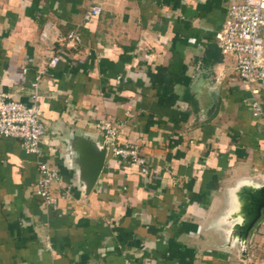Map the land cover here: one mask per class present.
Wrapping results in <instances>:
<instances>
[{"label": "crops", "instance_id": "0c3cea01", "mask_svg": "<svg viewBox=\"0 0 264 264\" xmlns=\"http://www.w3.org/2000/svg\"><path fill=\"white\" fill-rule=\"evenodd\" d=\"M240 1L95 0L85 20L90 0H0V90L29 104L40 76L44 124L40 154L0 136V264H264V209L246 255L231 238L233 190L264 184V84L254 114L217 40ZM71 30L78 42L55 40ZM102 118L148 173L107 148L86 193L80 155L106 142ZM39 159L59 173L53 205L35 194Z\"/></svg>", "mask_w": 264, "mask_h": 264}, {"label": "built area", "instance_id": "2783aa9c", "mask_svg": "<svg viewBox=\"0 0 264 264\" xmlns=\"http://www.w3.org/2000/svg\"><path fill=\"white\" fill-rule=\"evenodd\" d=\"M91 4L84 14L88 20L99 15L101 7L90 0ZM45 24L41 31L42 38H49ZM55 40L65 45H72L80 40V35L71 30L67 34H56ZM219 47L223 54H232L238 77L252 92V107L254 114L261 113V105L254 96L255 84H264V0H241L231 3L227 10L225 23L217 35ZM58 61L56 55L51 57L50 64ZM31 83L33 92L31 103L14 100L0 90V136L14 137L21 141L26 152L40 154L41 138L44 134V124L41 120V110L38 103V80ZM97 126L104 132L107 148L111 155L130 160L140 167L143 174L148 173L146 158L133 142L120 143L116 126L111 120L102 118ZM38 176L35 184V194L47 205L55 203L51 193V185L58 180V171L46 160L37 161Z\"/></svg>", "mask_w": 264, "mask_h": 264}, {"label": "water", "instance_id": "95a60500", "mask_svg": "<svg viewBox=\"0 0 264 264\" xmlns=\"http://www.w3.org/2000/svg\"><path fill=\"white\" fill-rule=\"evenodd\" d=\"M106 154L107 142L99 148L88 143L83 147L80 155L82 162L81 178L84 181L86 193L97 181ZM233 199L234 207L230 212L231 219L234 220L231 225V238L239 243L242 253L246 255L249 233L261 217L262 209H264V184L242 182L233 190Z\"/></svg>", "mask_w": 264, "mask_h": 264}]
</instances>
